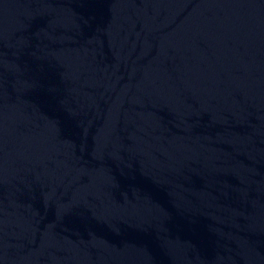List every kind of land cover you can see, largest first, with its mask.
Listing matches in <instances>:
<instances>
[{"label":"water","instance_id":"95a60500","mask_svg":"<svg viewBox=\"0 0 264 264\" xmlns=\"http://www.w3.org/2000/svg\"><path fill=\"white\" fill-rule=\"evenodd\" d=\"M0 264H264V0H0Z\"/></svg>","mask_w":264,"mask_h":264}]
</instances>
